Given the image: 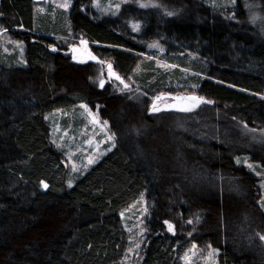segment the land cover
Here are the masks:
<instances>
[{"label":"trees","instance_id":"trees-1","mask_svg":"<svg viewBox=\"0 0 264 264\" xmlns=\"http://www.w3.org/2000/svg\"><path fill=\"white\" fill-rule=\"evenodd\" d=\"M146 1L156 8L101 17L91 0L67 12L0 0V27L24 47L22 63L0 53V264H121L120 214L143 193L140 264H179L193 244L214 249L218 264H264V146L239 126L264 129V25L249 22L264 0ZM71 37L143 95L92 86L95 66L64 54ZM183 91L209 104L150 113L151 98ZM80 104L100 108L115 147L68 186L47 117Z\"/></svg>","mask_w":264,"mask_h":264},{"label":"rangeland","instance_id":"rangeland-1","mask_svg":"<svg viewBox=\"0 0 264 264\" xmlns=\"http://www.w3.org/2000/svg\"><path fill=\"white\" fill-rule=\"evenodd\" d=\"M42 2L44 7H40L39 11L44 12L46 7H51L54 10L69 11L74 0H35ZM205 5L210 6L215 3V0H200ZM120 7L117 10L116 5ZM141 4L148 5L141 7ZM243 5H246L242 1ZM92 8L99 16H116L118 12L125 6L139 7L143 9H154L156 4L146 0H91ZM46 6V7H45ZM249 12L252 9L246 6ZM224 17L231 19L233 15L230 12L223 11L221 13ZM249 22L253 24L264 25V16L261 14L254 15L249 18ZM131 24V29L134 33L138 31L136 24ZM152 47V46H151ZM158 55L163 53V49L156 46ZM77 49L79 57L71 59L72 50ZM23 44L17 40L12 39L4 33L0 27V53L4 55L14 56L17 62H23ZM95 57L91 51L89 44L80 38L71 37L67 40V51L64 53L75 64L84 65L92 64L95 66V72L89 79V82L98 90L108 88L117 94L136 93L143 95L140 90H137L133 81L123 79L112 67V72L115 76L110 75L108 65L112 64L109 61L90 59L88 54ZM159 59V58H158ZM156 59V65L164 72L165 70L174 69V66L168 65L163 60ZM119 76L124 81L122 84L120 80L116 79ZM104 80V87H100V80ZM128 87L125 88L124 85ZM198 97L193 91H183L176 94L161 93L151 98V114L162 112H178L183 114H190L199 111L203 106L209 104L203 99L202 102L196 106H191V101L188 97ZM159 109L153 110V105ZM183 108H190V110H182ZM99 107L90 109L85 104H80L73 110L55 111L51 113L47 119L50 127V141L59 149L63 155L64 166L68 172V186H71L78 176L82 175L90 167L95 165L107 153L115 147V138L111 132L108 123L102 120L99 115ZM240 132L247 142L251 144H259L264 146V129H251L239 123ZM264 183V176L260 175ZM45 184V183H44ZM264 185V184H263ZM41 191H46L47 188L40 185ZM264 190V187H263ZM264 200V192H263ZM120 217L127 236V248L124 253L121 264H140L142 259V249L145 245L147 234V223L150 220V209L147 204L145 193L141 194L139 198L130 205L126 210L121 212ZM168 227V226H167ZM169 229V227H168ZM172 232V230H169ZM264 245V240H262ZM179 264H218L217 252L209 246L202 247L193 244L185 252Z\"/></svg>","mask_w":264,"mask_h":264},{"label":"snow or ice","instance_id":"snow-or-ice-1","mask_svg":"<svg viewBox=\"0 0 264 264\" xmlns=\"http://www.w3.org/2000/svg\"><path fill=\"white\" fill-rule=\"evenodd\" d=\"M140 6H141V7H147L148 5L141 4ZM119 7H120V5L117 4V5H116L117 10L119 9ZM169 14L171 15V13H169ZM133 27L135 28V27H137V26L134 25ZM74 51H76V50L74 49ZM88 55H89V58H90V59H95V57L91 56L90 53H89ZM73 58L75 59L76 57H73ZM108 68H109V73H110V75L115 76V73H113L112 70H111V69H112V66H111V65H108ZM116 79H117V80H120V82H121L122 84L124 83V81L121 80L119 76H116ZM104 83H105L104 80L101 79V80H100V87H101V88L104 87ZM124 87L127 88L128 85L125 84ZM187 99H188L189 101H191V106H192V107L196 106L198 103H200V102L203 101V98H198V97H194V96H193V97H188ZM153 110H154V111H158V110H159V109L155 106V104L153 105ZM182 110H190V108H183ZM105 123H107V122H105ZM237 162H238V163L240 162L239 159L237 160ZM248 167L251 168L252 165L249 164ZM258 175H259V173H258ZM41 183L43 184V186H44L45 188L48 187V185H47V184H44L43 181H42ZM262 187H264V185H262ZM262 207H264V204H262ZM165 223H167V222H165ZM189 223H191V221H189ZM169 230H172V225H169ZM260 239H261V240H264V235H261V236H260Z\"/></svg>","mask_w":264,"mask_h":264},{"label":"water","instance_id":"water-1","mask_svg":"<svg viewBox=\"0 0 264 264\" xmlns=\"http://www.w3.org/2000/svg\"><path fill=\"white\" fill-rule=\"evenodd\" d=\"M76 51H74V49L72 50V55H71V59H74L73 57H79V53L77 51V49H75Z\"/></svg>","mask_w":264,"mask_h":264}]
</instances>
